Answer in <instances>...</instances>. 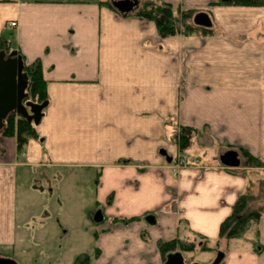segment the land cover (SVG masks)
<instances>
[{
  "label": "crops",
  "instance_id": "1",
  "mask_svg": "<svg viewBox=\"0 0 264 264\" xmlns=\"http://www.w3.org/2000/svg\"><path fill=\"white\" fill-rule=\"evenodd\" d=\"M148 1L206 12L215 33L162 38L154 22L110 0H0V38L26 67L40 62L49 96L34 126L40 144L19 152L15 137L0 135V247L33 240L18 227L32 170L81 167L96 172L91 215L102 213L91 264H164L160 243L193 236L225 252L223 264H264V213L242 239L218 244L249 183L246 168L220 156L235 150L244 160V148L264 163V7ZM174 126L196 129L182 168Z\"/></svg>",
  "mask_w": 264,
  "mask_h": 264
},
{
  "label": "rangeland",
  "instance_id": "2",
  "mask_svg": "<svg viewBox=\"0 0 264 264\" xmlns=\"http://www.w3.org/2000/svg\"><path fill=\"white\" fill-rule=\"evenodd\" d=\"M110 1L113 4L117 0ZM146 2L148 0L144 3ZM177 16L181 18V14ZM204 30L210 31V35L215 33L216 28L213 22L209 29L198 26V32L195 35L202 34ZM179 128L180 126H177L173 129L174 137ZM34 140L38 144L41 142L37 135ZM74 141L78 142L74 138L63 139L64 148L73 152L76 149ZM174 141L176 143L175 138ZM81 148L85 149L84 146L79 147L80 150ZM243 159H241V167L246 168L242 172L248 176L249 180L246 191L251 196L250 208L251 210H264V163L259 167L247 165V160L244 157ZM177 162L178 168L185 167L188 165V157L180 151ZM31 174L33 175L28 183L19 191L18 227L20 233L31 234L33 240L29 241L25 250H22L20 245L14 249L0 247V257L10 258L18 264H75L78 257L94 255L95 246L92 238L95 237L96 224L94 223L95 218L91 215L95 213L92 209L91 198L97 179L96 172L81 167H66L51 171L36 168ZM48 232L50 233L48 241H42V237L47 236ZM80 236L83 238L81 248ZM191 239L193 240H186V242H194L196 247L191 252L182 253L185 262L188 264L213 262L219 249L216 251L208 249L200 236H193ZM210 254H214V257L208 262ZM88 264H91L90 259Z\"/></svg>",
  "mask_w": 264,
  "mask_h": 264
},
{
  "label": "trees",
  "instance_id": "3",
  "mask_svg": "<svg viewBox=\"0 0 264 264\" xmlns=\"http://www.w3.org/2000/svg\"><path fill=\"white\" fill-rule=\"evenodd\" d=\"M111 3L112 2L110 1L104 4L112 9H115ZM219 4L261 7L264 6V1L221 0ZM134 13L137 17L154 22L159 35L162 38L177 35L190 36L198 32V26H196L193 21L195 15L197 14L196 11H182L180 8H176L169 3L148 1L141 7L137 8ZM178 14H181V18L177 16ZM209 33L210 31L204 30L202 34L207 35ZM0 50H6L8 53L11 52L9 39L5 37L0 38ZM25 72L29 76V86L27 90L28 100L40 104L46 101L49 102L46 81L42 75L40 62L36 61L31 66H25ZM195 134L196 129L187 126H180L179 131L176 132L174 138L181 152H186L190 148ZM2 135L5 137H15L18 151L23 152L30 140L36 137L37 133L34 126L30 124L27 119L11 114L5 122V128ZM240 152L247 160V165H255L258 167L263 165V162L252 156L248 150L240 148ZM250 203L251 196L247 191L240 195L232 209L231 215L227 217L220 226L218 244L222 240L230 241L233 239H242L250 230L252 224L257 223L260 220L264 210H251ZM201 238L206 243V239L203 237ZM195 247L196 244H194V242H186L180 239L159 244L164 262L166 261L169 253L177 251L182 253L191 252L195 249ZM81 258H83V260ZM89 259V256L78 257L75 260V264H88Z\"/></svg>",
  "mask_w": 264,
  "mask_h": 264
},
{
  "label": "water",
  "instance_id": "4",
  "mask_svg": "<svg viewBox=\"0 0 264 264\" xmlns=\"http://www.w3.org/2000/svg\"><path fill=\"white\" fill-rule=\"evenodd\" d=\"M113 7L122 15H129L136 11L138 3L134 0H117ZM194 24L209 29L212 20L206 12H199L194 17ZM29 76L25 72V64L19 53L14 50L8 53L0 50V135L3 134L5 122L11 114L25 118L32 125L38 126L44 116V110L49 102L35 103L28 100ZM220 162L225 167L239 168L242 160L235 150H228L220 156ZM145 220L153 225L156 222L154 215L146 216ZM95 221H102V213L98 211ZM226 253L219 251L216 258L210 264H223ZM0 264H18L7 257H0ZM164 264H186L182 252L169 253ZM199 264V263H193Z\"/></svg>",
  "mask_w": 264,
  "mask_h": 264
},
{
  "label": "built area",
  "instance_id": "5",
  "mask_svg": "<svg viewBox=\"0 0 264 264\" xmlns=\"http://www.w3.org/2000/svg\"><path fill=\"white\" fill-rule=\"evenodd\" d=\"M11 27H17V23L16 22H12L11 23Z\"/></svg>",
  "mask_w": 264,
  "mask_h": 264
},
{
  "label": "flooded vegetation",
  "instance_id": "6",
  "mask_svg": "<svg viewBox=\"0 0 264 264\" xmlns=\"http://www.w3.org/2000/svg\"><path fill=\"white\" fill-rule=\"evenodd\" d=\"M95 218V217H94Z\"/></svg>",
  "mask_w": 264,
  "mask_h": 264
}]
</instances>
